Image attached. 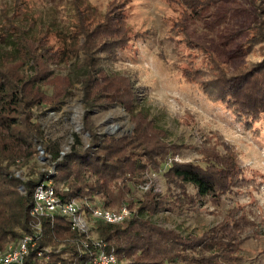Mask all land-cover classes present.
<instances>
[{
    "label": "rangeland",
    "instance_id": "obj_1",
    "mask_svg": "<svg viewBox=\"0 0 264 264\" xmlns=\"http://www.w3.org/2000/svg\"><path fill=\"white\" fill-rule=\"evenodd\" d=\"M188 1L77 0L86 17L94 21L120 15L116 29L123 32L119 37L126 45L117 49L113 60L99 63L102 74L95 91L111 93L127 84L133 90L128 97L134 104L127 110L117 101L103 99L87 113L78 79L83 69L69 53V60L45 67L51 86L44 88L48 94H43V104L33 107V116L45 137L58 146L59 160L71 152L75 134L80 136L82 149L92 143L87 125L100 136L123 138L132 136L136 122L142 120V133L148 134L151 146L171 151L163 170L144 173L164 195L163 173L168 165L234 160L236 173L219 201L207 199L197 211L167 204L150 218L187 236L246 215L247 227L238 230L242 239L239 258L225 264H264V114L255 119L240 116L222 92L210 86L220 71L239 73L264 59V42L251 44L264 18V0H195L205 3L200 10ZM75 22L71 0H0V64L4 63L6 77L19 83L31 77L36 66L14 55L15 45L6 40L13 33L23 29L29 45L43 38L57 54L71 45L64 33ZM26 87L27 92L42 94L38 84L27 82ZM39 150V168L56 172L50 155L40 146ZM148 186L135 192L136 199L143 197Z\"/></svg>",
    "mask_w": 264,
    "mask_h": 264
},
{
    "label": "trees",
    "instance_id": "obj_2",
    "mask_svg": "<svg viewBox=\"0 0 264 264\" xmlns=\"http://www.w3.org/2000/svg\"><path fill=\"white\" fill-rule=\"evenodd\" d=\"M188 3L199 10L205 5L195 0ZM71 4L76 22L71 31L64 33L71 45L57 54L49 50L43 38L36 42L39 44L29 45L30 38L23 29L6 39L15 45L14 55L32 60L36 66L31 77H23L14 84L2 71L4 63L0 64V252L25 234L33 233L40 225L41 240L30 251L26 264H86L89 254L82 245L84 233L73 230L65 217L59 216L52 222L48 217L31 215L36 186L52 179L57 194L65 199L89 200L109 209L127 205L133 210L122 222L96 221L92 226V234L106 242V249L114 251L118 261L127 264H225L237 260L242 243L238 230L247 227L246 215L236 218V214H232L235 217L232 223H221L187 236L150 218L167 204L170 208L187 207L197 211L205 206L207 199L219 201L230 188L229 178L236 173L234 160L215 158L210 165L174 162L163 173L167 185L164 195L144 173L157 168L163 170L171 151L151 146L148 134L142 133L145 126L140 119L134 134L123 138L100 136L93 126L87 125L92 143L82 149L80 136L75 134L76 142L71 152L59 160L58 146L45 137L33 116V107L43 104V94H48L44 88L51 86L47 83L46 66L72 56L78 58L77 64L83 69L78 79L84 90L87 113L103 99H109L110 103L117 101L127 110L134 104L128 97L133 90L127 84L115 87L111 93L95 91L98 76L102 74L99 63L113 60L117 49L125 44L119 37L123 32L116 29L122 21L120 15H106L102 22L94 21L86 17L85 9L77 0H71ZM107 24L111 27L109 30H106ZM254 38L253 45L264 42V18ZM34 45L39 48L35 49ZM213 80L211 88L222 92L240 116L255 119L264 114V59L239 73L220 71ZM27 82L38 84L42 94L27 92ZM39 146L50 155L56 172L39 168ZM147 184L143 197L136 199L135 192ZM42 247L49 250L46 251L50 257L48 261L36 255V250Z\"/></svg>",
    "mask_w": 264,
    "mask_h": 264
},
{
    "label": "built area",
    "instance_id": "obj_3",
    "mask_svg": "<svg viewBox=\"0 0 264 264\" xmlns=\"http://www.w3.org/2000/svg\"><path fill=\"white\" fill-rule=\"evenodd\" d=\"M133 214V210L123 205L119 209L97 206L89 200L65 199L57 194L52 179L38 184L34 191V202L31 215L48 217L54 222L57 217L68 219L71 228L85 234L82 245L89 254L86 264H118L114 251L106 249V242L92 234V226L96 221L110 223L122 222ZM42 237V228L37 226L33 233L25 234L17 242L0 252L1 264H26L30 251L36 248ZM46 248L36 250L37 257L49 260ZM53 264V263H48Z\"/></svg>",
    "mask_w": 264,
    "mask_h": 264
}]
</instances>
